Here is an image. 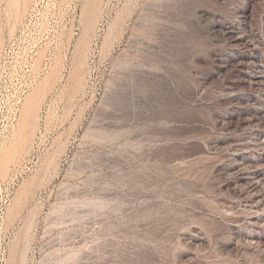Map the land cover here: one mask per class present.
Instances as JSON below:
<instances>
[{
  "label": "rangeland",
  "instance_id": "374dc122",
  "mask_svg": "<svg viewBox=\"0 0 264 264\" xmlns=\"http://www.w3.org/2000/svg\"><path fill=\"white\" fill-rule=\"evenodd\" d=\"M0 264H264V0H0Z\"/></svg>",
  "mask_w": 264,
  "mask_h": 264
}]
</instances>
